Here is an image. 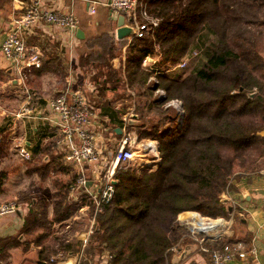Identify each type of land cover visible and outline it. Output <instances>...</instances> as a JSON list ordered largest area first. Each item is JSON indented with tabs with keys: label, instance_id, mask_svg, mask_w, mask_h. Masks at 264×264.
<instances>
[{
	"label": "trees",
	"instance_id": "trees-1",
	"mask_svg": "<svg viewBox=\"0 0 264 264\" xmlns=\"http://www.w3.org/2000/svg\"><path fill=\"white\" fill-rule=\"evenodd\" d=\"M150 1L157 3L152 11L159 23L153 35H133L128 41L126 81L118 77L115 87L122 82L136 88L138 95L146 96L144 106L149 110L168 109L164 102L171 96L180 97L185 110L179 125L176 116L166 113L150 128L137 127L141 137L158 139L160 160L156 166L139 168L117 164L115 191L95 215L93 231L83 248L85 258L79 264H88L89 257L97 260L107 250L114 264H172V235L182 228L173 226L178 213L197 209L227 216L223 192L232 187L235 165L243 166L251 146L259 145L264 152V30L256 28L264 25V0ZM202 22V28L214 35L202 63L185 74L158 72L157 81L149 80L153 69L145 65V56L160 52L156 64L162 68L191 53ZM100 36H105V52H121V45L114 49L108 33ZM157 87L166 93L154 95ZM130 94L127 91L122 96ZM136 110L140 115L143 107L137 103ZM119 120L123 123V118ZM164 120L171 124L160 129ZM74 179L64 183L53 220L39 214L27 231L68 218L83 204L94 206L88 190L71 193ZM61 244L67 250L74 246L71 241ZM39 253L40 264H46L42 260L47 257L46 248Z\"/></svg>",
	"mask_w": 264,
	"mask_h": 264
},
{
	"label": "crops",
	"instance_id": "crops-1",
	"mask_svg": "<svg viewBox=\"0 0 264 264\" xmlns=\"http://www.w3.org/2000/svg\"><path fill=\"white\" fill-rule=\"evenodd\" d=\"M33 1L0 0V200L15 199L19 203L15 211L0 216V253L1 261L7 258L5 264H40V249L49 245L47 236L39 235L49 234L42 226L27 231L32 220L43 213L53 220L64 183L72 181L82 170L89 176L83 189L98 192L105 170L115 163L114 151L120 139L129 135L135 145L140 140L138 123L128 121L131 113H137L139 119L134 98L137 90L122 82L115 87L118 77L122 76L124 82L125 51L133 37L129 34L119 38L112 34L120 12L108 7V0H38L43 8L73 10L79 25L70 28L37 19L26 26L22 34L29 45L39 50L41 65L20 72L3 54L1 42L13 19L21 16ZM89 4L95 5L94 11L88 10ZM104 33L113 38L114 49L121 45V52H105L102 39L105 36H100ZM97 37L102 41H96ZM153 54L160 57V52ZM144 62L153 69L151 76L158 72L177 74L178 69L168 63L160 68L156 63L147 64V59ZM64 90L80 91L94 110L89 127L95 134L99 152L95 161L79 164L64 158L71 141L58 124V113L48 104L49 97ZM127 91L130 96L123 97L122 93ZM17 143L25 144L32 156L28 159L20 156ZM146 158L150 160L151 154ZM252 164L253 167L236 165L232 187L223 192L228 215H223L226 232L221 238L209 235L199 241L188 235L186 221L194 210L178 213L177 225L185 229L172 235L173 244L179 243L176 251L169 252L172 264H209L210 252L205 247L240 237L247 245H254L258 264H264V152ZM93 208L83 204L70 217L52 222V226L63 223L69 226L74 222L67 234L70 239L65 235L58 237L60 242L68 238L74 244L73 249L54 259L55 264H79L85 258L80 244L91 234ZM184 251L185 255L175 262ZM48 259L42 258L46 264ZM88 261L96 264L95 259L90 262L91 257ZM229 264H253V260L236 258Z\"/></svg>",
	"mask_w": 264,
	"mask_h": 264
},
{
	"label": "built area",
	"instance_id": "built-area-1",
	"mask_svg": "<svg viewBox=\"0 0 264 264\" xmlns=\"http://www.w3.org/2000/svg\"><path fill=\"white\" fill-rule=\"evenodd\" d=\"M107 4L125 15L126 23L132 25L134 28L133 35L144 36L146 34H154V29L159 23V17L151 14L146 3L142 0H108ZM88 10L94 11L95 5L89 4ZM37 19H43L49 23L70 28H75L79 25V18L71 9L61 11L50 7L43 8L38 5V0L30 3L21 16L13 19V25L9 27L1 42L3 54L20 72L25 68L41 65L39 50L29 45L22 34V30ZM196 52L197 50L193 53L195 54ZM189 56L186 54L180 60L168 62V65L173 68L184 66L188 62ZM158 58L157 55L147 54L144 60L147 59V64L153 65ZM157 90H159V96L164 95L163 88L157 87ZM164 103L167 106L172 105L178 120L182 118L184 107L181 99L168 98ZM48 104L51 109L58 113V124H60L62 130L65 132L66 138H70L69 140L71 141V145L64 153V158L79 164L98 159L99 152L95 144V134L89 127L94 110L83 94L76 90L72 92L64 90L49 97ZM157 141L156 138L140 139L138 144L135 145L129 135H124L120 139L114 151L115 163L105 170L103 183L99 185L98 192L88 190L94 198V214L102 211L104 204L113 196L115 191L113 178H115L114 172L117 164L134 158L137 151L143 153L141 154L143 157L140 161L142 164H149L148 161H157L160 158L159 144ZM17 147V152L23 158L28 159L32 156L31 151L25 144L17 143ZM149 154L152 157L150 160L146 158ZM88 181L89 176L82 170L71 183L70 191L77 193L79 189L87 187ZM18 205L19 203L15 199L0 200V216L15 211ZM190 216L186 221L189 231L188 235H191L199 241H203L209 235L218 239L226 232L225 217L223 215L212 217L201 213L199 210H194V215ZM92 219L94 221V215H92ZM178 248L179 243H174L169 247V250L176 251ZM205 249L210 252L209 264H229L230 261L236 258L251 259L253 260V264H258L254 245H247L241 237L227 239L219 245L210 248L205 247ZM62 253H57L56 256H51L50 259L54 260L56 257L61 256ZM95 263L114 264L112 253L108 250L104 251Z\"/></svg>",
	"mask_w": 264,
	"mask_h": 264
},
{
	"label": "rangeland",
	"instance_id": "rangeland-1",
	"mask_svg": "<svg viewBox=\"0 0 264 264\" xmlns=\"http://www.w3.org/2000/svg\"><path fill=\"white\" fill-rule=\"evenodd\" d=\"M142 1L146 3L149 12L151 14H153V11L152 10H153V8H155V6L157 5V3L155 1L151 2L150 0H142ZM108 7H111V6L108 5ZM261 12L263 13V16H264V5H263V8L261 9ZM153 15H155V14H153ZM203 24H204V22H202L199 25V27H198V32H197V35H196L195 40H194V41L197 42V45H195L192 48V50L190 51L191 53H188V55H190L188 62L184 66H178L176 68V69H178L177 70V73L185 74V73H187V72L195 69L206 58V45H209L211 43V39L214 37V35H213V32H211V30L209 28H207L205 26H204V28H202ZM256 26L257 25H255L254 27H256ZM260 27H262L263 30H264V25L263 24H259V26L256 27V28H260ZM155 48H156V50L160 51V48H159V46H158L157 43L155 45ZM195 50H197V52L194 54L193 51H195ZM262 53L264 54V51H262ZM150 80L151 81H157V78H156V76H151L150 77ZM158 93H159V90H157V88H156V90L154 91V95L157 96ZM165 93H166V91L164 89V94ZM140 96L141 95H134V98L135 99L137 98V100H135V101L143 107V111H141V113H140V115L142 117H140V115H139V122L137 124V127L138 126L139 127H142L141 125L144 124L145 127L150 128L154 123L157 122V120H158V118L160 116H164V115H166V113H171V114L174 115V117L176 116V112L174 111V108L172 107V105H170V107H168V109L167 108H162L159 112H157L156 110H149L146 106H144L145 100H143V99H145L146 97L145 96H141L140 97ZM169 98H179V99H181L178 96H171ZM182 103H183V100H182ZM164 106H165V103H164ZM183 107H184V104H183ZM184 110H185V108H184ZM158 114H159V116H158ZM176 120H177L176 121V125H179L180 124V121H179L180 119L178 120L176 118ZM170 124H171V121L164 120V121H162L160 123L159 128L160 129L166 128V126L168 127ZM137 127H136V130H137ZM137 134L139 135V131H137ZM138 138L139 139H141V138L142 139H149V138H156V137H154V136H142L141 137L139 135ZM157 142L159 144V141H157ZM246 153H247V158H246V162L243 164V166L253 167V164H252L253 161H255L260 156V154H261L260 146L259 145H257V146H251ZM141 154H143V153H140V151H137V154H136V156L134 158L125 160L123 162H120V165H122L124 168H126L128 166H132L134 168H139L140 166H143L144 164H142L140 162L141 159H142V157H143V155H141ZM159 160H160V158L157 161L154 160V161H152V163H149V164L150 165H153V166H156V163ZM235 167H237V166L235 165ZM191 210H197V209H191ZM90 213H91L90 216L94 215V222H95V215L96 214H94L93 209L90 211ZM207 215H209V214H207ZM210 216H212V215H210ZM212 217H216V216L213 215ZM176 221H177V219H176ZM176 221L173 223V226L174 227H178ZM72 226H74V222L72 224H69V226L66 225V224H64V223L63 224H60V225H58V224L55 225L54 224V226H52V224L50 225L49 222L48 223H45L42 226L43 231H45L47 234H49V235H46L47 236L46 238L48 239V245H49L48 248L46 247V251L48 252L47 258H49L48 261H47L48 264H51V262L53 264H55V262H54L55 260H51L50 259L51 256H56L57 253L66 252L67 251V249H65L63 247V245L61 244V242H60L61 239L58 238V237H61V235H65V237H68L67 234L72 230ZM93 228H94V223H93L92 228H91V233L93 231ZM184 229H185V227L181 228L180 231H183ZM177 232H179V231H177ZM187 233H189V231ZM176 234L177 233H174L173 235H176ZM68 238L65 239V240H63V242L64 241L66 242L68 240ZM82 242H81L80 246L82 247V250H83L84 245H85L86 242H83V243ZM75 248H76V246H75ZM58 257H56L55 259H58ZM6 260H7V258H4L1 261V253H0V264H5ZM92 261L94 262V258L91 257V261L90 262H92Z\"/></svg>",
	"mask_w": 264,
	"mask_h": 264
},
{
	"label": "water",
	"instance_id": "water-1",
	"mask_svg": "<svg viewBox=\"0 0 264 264\" xmlns=\"http://www.w3.org/2000/svg\"><path fill=\"white\" fill-rule=\"evenodd\" d=\"M112 34L116 33L117 37L122 38L126 35L133 34L134 33V28L132 25L125 23V15L123 13H120L118 16L117 20V27L115 30L111 31ZM138 114L137 113H131L129 117V123L131 124H136L139 122ZM113 182H117L116 178H113ZM89 183V181H88ZM231 209V207H229ZM185 255V251L181 253V255L177 256L174 261L176 262L177 260L181 259Z\"/></svg>",
	"mask_w": 264,
	"mask_h": 264
}]
</instances>
